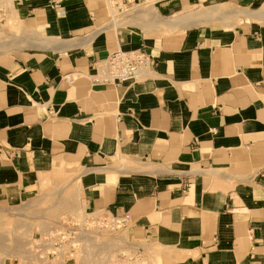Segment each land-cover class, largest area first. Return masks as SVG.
Here are the masks:
<instances>
[{"label": "crops", "instance_id": "0c3cea01", "mask_svg": "<svg viewBox=\"0 0 264 264\" xmlns=\"http://www.w3.org/2000/svg\"><path fill=\"white\" fill-rule=\"evenodd\" d=\"M0 1L25 35L0 52V204L79 166L86 213L124 217L134 240L180 248L177 264H264L259 0H167L162 15L208 8L197 27L154 39L105 29L110 4L125 0ZM120 49L146 52V77L94 84Z\"/></svg>", "mask_w": 264, "mask_h": 264}, {"label": "rangeland", "instance_id": "374dc122", "mask_svg": "<svg viewBox=\"0 0 264 264\" xmlns=\"http://www.w3.org/2000/svg\"><path fill=\"white\" fill-rule=\"evenodd\" d=\"M2 4H4V2L0 1V9L4 11V13H0V52L6 49L10 45V43L14 41V38H16L17 40L15 42H19L18 44L22 43L24 35L22 33L21 23H19L17 19L15 20V17L13 15L11 19H9L10 15H7L9 11L7 10L8 13H6V9H3V6L5 5ZM151 5L159 9V5L152 3L143 6L135 4L129 10L135 8L136 6H142L145 8ZM6 6V8H11L12 4H8ZM110 6L112 12H126L118 11L113 6V2L110 4ZM257 6L264 9V0H259L256 7ZM205 7L207 6H200L197 3H193L190 6H185L183 9L173 10L170 8L168 12L166 11L165 13H163V15L161 13L160 14L163 16L162 19L165 20H173L177 17L188 15L191 20L194 19L193 21L197 23V27V25L199 24L197 18L201 15V13L199 12H206L207 9ZM220 8H222L223 10L229 9L226 5H223ZM193 13L195 15H193ZM245 13L251 14L252 17L259 14L257 12ZM262 14H264V11L262 12ZM194 16L196 19L194 18ZM217 18L218 16L214 14L213 19L216 20ZM112 21L113 16L111 14V19L108 23V26L113 24L111 23ZM239 23H241V21H239ZM114 24H116L115 29L119 27L131 29L134 31V33L143 35L146 39L181 36L187 31L184 29H175L170 31L165 27L154 29L149 25H135L132 20L122 22L121 19H116L114 21ZM139 25L140 27H138ZM11 33H15L16 35H18L19 39H17V37H15L14 35L11 36ZM82 172L83 169L79 166L61 165L51 174L43 178L37 190L30 192V195L22 196V199H18L11 204H0V210L5 211L2 212L0 216V224H5L4 233L10 231L14 236L13 241H5L6 246H4L0 250V264H28L29 261H33L32 259L29 260L30 257L33 256V254L27 255L18 250L19 245L17 244V242L20 240H24L25 242H22L24 244H27L26 246L30 250H32V252H37L39 254L38 256L48 258V254L53 251L52 248L54 247L56 242L52 241L50 244V241L46 243L45 240H49L51 232L56 230L57 226H59L60 228H75V226H77L75 229L77 233L79 232L80 224L76 223V220L78 219V221H81V216L79 217L78 215L86 212V203L84 201L85 195L84 192H82ZM77 178L80 180H78ZM78 191L82 193L81 197H79ZM59 192L62 193L60 197L58 196ZM64 199H67V201H71L72 205L68 207L57 204L58 200L63 201ZM31 202H34L35 206L31 208L27 207V209L26 206H23ZM19 207H21L22 210ZM24 208L26 211L24 210ZM73 209H75L76 211L78 210L77 212L79 213L75 212ZM17 210L21 211L18 212ZM69 213H72V215L70 214V216H68ZM100 216L101 218L108 217L104 216V213L101 212H97V214L94 215V217ZM121 218L122 217H117V219ZM111 219L112 218L108 217V221L105 222V225H100L102 227H100L98 224V226H96V224L94 225L92 223L88 224L89 226H84L85 229L98 234V237L105 238L104 244H95L101 240L100 238L96 239L95 242L93 241L94 244L92 242H89V244L79 242L77 243V245H75L73 242V244L70 243L69 245L68 243H66L67 246H65V249L67 251L73 249V254L75 252V257L72 258V260L68 264H177L182 261V255L179 251L180 248L177 249L174 247L166 246L162 243H155L148 240L143 242L136 241L131 237L127 226L122 225L119 228H113L110 221ZM95 220L99 221V218H96ZM17 233H20V236ZM15 235H18L19 237L17 238L15 237ZM33 241H37V244H44L41 245L43 246V249L40 250L37 246H35L36 244L34 245L32 243ZM90 244H93V246L95 245L96 247H91L92 245L90 246ZM88 245L89 247H91L90 249ZM53 260H55V258L50 257L46 259L43 264H58L59 261L64 262L62 260ZM41 261L42 260L38 259V261H34V264H42Z\"/></svg>", "mask_w": 264, "mask_h": 264}, {"label": "built area", "instance_id": "2783aa9c", "mask_svg": "<svg viewBox=\"0 0 264 264\" xmlns=\"http://www.w3.org/2000/svg\"><path fill=\"white\" fill-rule=\"evenodd\" d=\"M167 0H125L123 1H114L113 6L121 12L128 11L130 8H132L135 4L139 5H149V4H156V5H162ZM0 13H4L3 10L0 9ZM151 69V61L149 56L146 54L144 50H136V51H123L118 50L117 52L111 54L106 61H104L99 68L96 70L95 75L93 76L92 80L94 84H105V85H113V86H119L125 83H137L143 80L147 73ZM97 213H88V222L89 224H99L105 225V222L108 221V217L112 218L111 225L113 228H119L120 226H126L127 220L126 218L122 217L121 219H117L118 216L108 215L104 214V216L108 217H94ZM92 217H91V216ZM94 217V218H93ZM96 218H99V221L95 220ZM119 218V217H118ZM116 224V227L113 225ZM84 226L89 225H80V229L84 228ZM100 226V227H102ZM77 226H75L76 228ZM66 232H62L67 234L66 239L62 241H57L58 243L54 245L52 248L53 252L49 253V257H53L57 260H65L68 264L72 258L75 257V252L73 254V249L67 251L65 249L66 243H68V240H72L71 242L76 240V237L78 233L76 232L75 228H67L63 227ZM85 229V228H84ZM88 230V229H86ZM72 233V234H71ZM70 244V243H69ZM40 250L43 249V246H37ZM62 252V254H61Z\"/></svg>", "mask_w": 264, "mask_h": 264}, {"label": "bare ground", "instance_id": "6f19581e", "mask_svg": "<svg viewBox=\"0 0 264 264\" xmlns=\"http://www.w3.org/2000/svg\"><path fill=\"white\" fill-rule=\"evenodd\" d=\"M208 8V7H207ZM216 8V7H215ZM219 10V9H218ZM200 11H202V10H200ZM204 11V10H203ZM235 11V10H234ZM199 12V11H198ZM224 12V11H223ZM159 13H160V11H159V9L157 8V7H155V6H148V7H142V6H136L135 8H133V9H131V10H129V11H126V12H124V13H115V12H112V16H113V21L111 22V23H113L112 25H109L108 27H106L105 29H108V28H110V27H112V28H116V24H114V21L116 20V19H121L122 20V22H125V21H128V20H132L133 21V23H135V25L136 24H140L141 26H147V25H149V26H151V27H153V28H159V27H162V28H166V29H168V30H170V31H172V30H175V29H184V30H187V29H189V28H192V27H195L196 26V24L197 23H195L193 20H191L190 19V17L188 16V15H185V16H180V17H177V18H175V19H173V20H165V19H162L160 16H159ZM197 13V12H196ZM199 13H203V12H199ZM198 13V14H199ZM208 13V12H207ZM225 13V12H224ZM239 14V13H238ZM161 15V14H160ZM193 15H195L194 13H193ZM225 15V14H224ZM252 16L251 14H247V13H242V14H239V16ZM162 16V15H161ZM201 16V15H200ZM193 17V16H192ZM194 18H195V16H194ZM196 19V18H195ZM121 23V22H120ZM140 25L138 26V27H140ZM104 29V30H105ZM100 31H103V30H100ZM99 31V32H100ZM34 33H28V35H27V37H26V41L28 42V43H30V44H33V43H35L34 41H35V37H34ZM25 36V35H24ZM157 168V167H156ZM153 169V171H158V169ZM121 170V169H120ZM78 179V178H77ZM62 195V193L61 192H59L58 193V196L60 197ZM78 195H79V197H81L82 196V193L80 192V191H78ZM77 198H78V196H77ZM69 200V199H68ZM37 203V202H36ZM21 204V203H20ZM26 204V203H25ZM58 205H61V206H70V205H72V203H71V201H67V199L65 200H63V201H60V200H58V203H57ZM23 206H26V209H27V207L28 208H31V207H33V206H35V203L34 202H31V203H28V204H26V205H23ZM21 210H22V208L21 207H19ZM18 208V209H19ZM80 209V208H79ZM84 209V208H83ZM20 210V211H21ZM24 210H25V208H24ZM75 212H77L75 209H73ZM18 211V210H17ZM20 211H18V212H20ZM26 211V210H25ZM80 211V210H79ZM2 212H5L4 210H0V216H1V214H2ZM36 212V211H35ZM83 212V211H82ZM77 213H79V212H77ZM22 214V213H21ZM20 214V215H21ZM70 214L72 215V213H69V215L68 216H70ZM38 215V214H37ZM67 215V214H66ZM35 216V215H34ZM82 220L81 221H78V219L75 221L76 223H79L81 226L82 225H88L89 223H90V221L88 222V218H89V216H88V213H86V212H84L83 214H79L78 215ZM73 217V216H72ZM71 217V218H72ZM80 220V219H79ZM95 225V224H94ZM99 225V224H98ZM97 224H96V226H98ZM4 226H5V224H0V250L4 247V246H6V242L5 241H13V239H14V236H13V233L12 232H10V231H7V232H5L4 233ZM114 227H116V224H114L113 225ZM57 229L56 230H54V231H52L51 232V234H50V236H49V240H45L46 241V243L48 242V241H50V244H51V242L53 241H55L56 242V244L58 243L57 241L59 240V241H62V240H64V239H66V236H67V234H65V233H62V232H66V230L64 229V228H60L59 226H57L56 227ZM15 232V231H14ZM18 234V233H17ZM19 236H20V233L18 234ZM18 235H15V237H19ZM22 235V234H21ZM98 234H96L95 232H91L90 230H86V229H84V228H81L80 229V232L78 233V235H77V237H76V240L75 241H73V243L75 244V245H77V243H79V242H84V243H86V244H89V242L91 243H93V241L95 242V240L96 239H98V238H100L99 240L100 241H98L97 243H95V244H104L105 243V238H101V237H98L97 236ZM100 236V235H99ZM68 237V236H67ZM22 241H24V240H20V241H18L17 242V244L19 245V247H18V250L19 251H21V252H23V253H25V254H27V255H31V254H33V256L32 257H30V259L29 260H33L32 262H30L29 260V263L28 264H34V261H38V259L39 260H42L41 261V263L43 264L44 263V261H46V259H48V258H50L49 256H48V258H45V257H41V256H38L39 254L37 253V252H32V250H30L26 245L27 244H24ZM72 240H68V245H69V243H72L71 242ZM25 242V241H24ZM30 243V242H29ZM35 246H40V245H44V244H37V241H33L32 242ZM72 243V244H73ZM71 244V245H72ZM85 244V245H86ZM94 244V243H93ZM93 244H90V246L91 247H94L93 246ZM29 246V245H28ZM27 247V248H26ZM88 247H89V245H88ZM91 247H89V249L91 248ZM96 247V246H95ZM89 251V250H88ZM53 252V251H52ZM51 253V252H50ZM61 254H62V252H61ZM57 259H55V260H53V261H56ZM62 261H64V262H61V261H59L58 262V264H67L66 263V261L65 260H63V259H61ZM36 264V263H35ZM46 264H50V263H46Z\"/></svg>", "mask_w": 264, "mask_h": 264}]
</instances>
